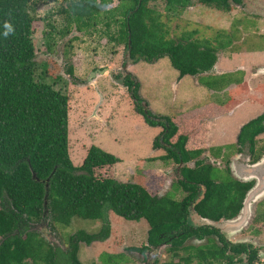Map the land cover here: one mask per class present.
Wrapping results in <instances>:
<instances>
[{"label": "trees", "instance_id": "obj_1", "mask_svg": "<svg viewBox=\"0 0 264 264\" xmlns=\"http://www.w3.org/2000/svg\"><path fill=\"white\" fill-rule=\"evenodd\" d=\"M63 1L55 12L62 16L65 26L60 30L61 37L71 29L86 35L99 32L109 43L123 46L126 53L130 42L128 58L132 65L141 61L153 64L167 57L180 78L195 77L213 69L217 54L238 52V37L233 30H218L212 39L198 37V30L184 31L173 39L167 22L179 19L188 7L203 6L229 14L242 0H116L114 6V0ZM37 2L0 0V264H80L79 243L91 245L108 239V211L128 222L144 221L149 244L159 243L160 235L177 236L173 248L182 247L185 254L152 264H207L209 260L208 264H226V257L216 249L183 245L192 237L202 238L200 234L210 232L207 227L193 228L189 222L192 210L200 212L202 208L201 214L209 216L225 204L226 184L215 183L217 171L199 160L207 151L205 118L217 114L207 109L214 106L174 118L155 116L150 111L144 114L142 105L135 107L148 125L163 128L153 142L154 150L166 153L158 158L160 161H194V168H180L181 180L185 181L174 185L175 191L183 194L179 200L172 195L151 194L137 183L97 177L96 171L113 168L120 160L96 146L87 150L82 165L75 168L68 154L69 97L36 80L32 25ZM6 22L13 28L7 37L3 34ZM65 73L73 76L71 68L66 67ZM45 74L43 70L40 78ZM242 77L240 71L237 75L202 78L201 82L214 90L230 83L240 85ZM112 79L120 81L132 99L141 100L133 73L114 74ZM263 120L264 114L248 122L240 140L262 133ZM198 185L205 193L201 200H196ZM242 193L230 192L235 212L239 208L237 197ZM74 218L101 221L103 228L97 234L78 232L69 240L70 250L65 253L31 229L44 220L52 229L67 228ZM145 248L137 251L142 253ZM119 258L104 255L101 259L107 260L104 264H116ZM229 264H236L233 257Z\"/></svg>", "mask_w": 264, "mask_h": 264}, {"label": "rangeland", "instance_id": "obj_2", "mask_svg": "<svg viewBox=\"0 0 264 264\" xmlns=\"http://www.w3.org/2000/svg\"><path fill=\"white\" fill-rule=\"evenodd\" d=\"M59 4L40 0L35 6L32 25L34 62L38 65L36 80L51 85L54 90L69 97L68 154L75 168L82 165L87 150L96 146L120 160L113 168L96 171L97 177H113L122 184L137 183L157 196L172 195L177 200L182 197L180 191H175L174 180L165 177L166 170L174 172L176 165L160 161L158 158L163 151L153 149V142L161 134L162 128L151 127L144 121L136 111L129 91L120 81L112 79L114 74L122 76L127 71L134 74L139 83L138 95L155 116L170 118L190 110L189 113H192L207 103L217 105L223 102L228 114L223 121L217 122L213 134L215 137L225 135V140L227 136L229 143L234 142L236 132L242 125L264 112V77L252 75L256 66L264 65L263 19L245 14L236 7L231 13L224 14L196 6L188 7L179 19L167 22L169 35L173 39H177L184 31L198 30V37L203 39H212L218 30L235 31L238 53H219L218 64L223 59L231 63V66L226 65L228 69L244 68V78L249 83L243 79L246 86L231 85L226 91L216 93L199 86L203 76L186 75L179 80L178 72L167 57L153 64L141 61L132 65L126 58L124 47L109 43L106 38L100 37L99 32L86 35L71 29L72 32L65 37L59 38L56 34L51 37L48 32L53 26H46L47 22L43 18ZM116 4L114 0L112 6ZM53 21L56 27L63 26L59 19ZM101 28L98 26V29ZM125 63L129 66L127 70L123 69ZM66 67L72 69V77L80 82H85L90 73L97 69L110 68L112 72L98 76L95 87L92 84L82 87L64 76ZM43 70L47 74L40 78ZM100 94L103 100L99 104ZM239 105L240 108L236 109ZM232 111L234 114L230 115ZM210 146L215 148L214 143ZM189 163L193 166L194 161ZM217 173L221 177L226 171L217 169ZM106 217L110 230L108 239L91 245L79 243L77 257L80 264H104L107 261L103 259L102 262L104 255H120L117 261L113 259L116 264H144L137 249L146 244V223L125 221L111 211L107 212ZM247 222L244 215L241 224L247 225ZM102 225L101 221L74 218L67 228L57 226L52 229L50 222L44 220L33 224L31 229H37L38 234L41 232L48 239V244L59 247L65 253L70 250L69 240L72 236L78 232L97 234L103 228ZM239 237L235 239L239 240ZM260 239L264 243V229ZM162 255L158 260L160 263L172 258Z\"/></svg>", "mask_w": 264, "mask_h": 264}, {"label": "flooded vegetation", "instance_id": "obj_3", "mask_svg": "<svg viewBox=\"0 0 264 264\" xmlns=\"http://www.w3.org/2000/svg\"><path fill=\"white\" fill-rule=\"evenodd\" d=\"M50 2L60 3L57 7L59 8L64 1L51 0ZM236 8L245 14L260 16L264 20V0H242L241 5L236 6ZM56 9L48 13V18L44 17L43 19L47 22L46 26H53L48 34L51 35V37L56 34L59 38H62L60 30L65 26L63 25L62 16L55 13ZM50 14H52V16H50ZM55 18L59 19V23L63 26L56 27V22L53 21ZM71 32L72 30L66 35H69ZM48 34L45 33V35ZM142 102V100L133 99L135 107L141 106ZM263 114L264 112L261 115ZM142 117L144 118L143 115ZM245 125L237 131L234 142L229 143L228 139H226L225 145L215 147V149L218 150L217 155L213 156L210 153H203L199 158V160L206 165H210L216 171L217 169H224L226 171L225 175L222 173V176L219 177L217 173L215 178H213L215 183L226 184V196L223 200L225 204L211 211L209 216L201 214L204 212L202 208H200V212L192 210L189 222L193 228L207 227L210 232L200 234L199 236H202V238L192 237L183 244L184 246H193L195 248L216 249L219 255H224L226 257V264H229L231 257H233L234 263L236 264H264V243L260 239L264 229V121L262 122V133L255 135L253 138L240 140L239 136ZM165 154L166 153L163 151L161 156ZM178 164H175L177 168ZM191 165L190 163L185 164L186 167L194 168V164L193 166ZM177 168L174 172H171L172 170H170V172L166 170L165 172V177L167 176L169 179L174 180L175 183H173V185L178 183L182 177L181 169L178 171ZM231 191L243 192L237 197L239 208L236 212L235 208L230 204ZM211 195L214 196L217 194ZM204 197V190L198 185L196 200L204 199ZM243 214L248 219V222L247 225H242V229L238 234L240 236L238 238L239 240L235 239L238 235L234 237H231V235L235 230H239L240 228L236 227V229L226 226L222 232L220 228L215 226L235 220ZM192 216H194V218H192ZM205 220L214 223V226L201 225L199 223V221ZM39 234L44 238L41 232ZM242 234L245 236H242ZM176 237L177 236L164 237V235H160V242L157 244H149L146 240V244L138 248L140 250L146 247L142 253L140 252L143 263L147 264V262L150 261V264H152L154 261H158L162 254L172 258L178 255L179 257L183 256L185 253L182 252V247H179L177 250L173 248V238ZM44 240L48 241L47 238H44ZM233 247H239V249L242 250L237 252V249H233ZM210 261L211 260H209V262ZM194 263L197 264V261ZM212 264L215 263L212 261Z\"/></svg>", "mask_w": 264, "mask_h": 264}, {"label": "crops", "instance_id": "obj_4", "mask_svg": "<svg viewBox=\"0 0 264 264\" xmlns=\"http://www.w3.org/2000/svg\"><path fill=\"white\" fill-rule=\"evenodd\" d=\"M253 16L262 20V18L260 16H257V15H253ZM222 61H223V59L218 64V54H217V61H216V64L214 65L213 69L211 71L206 72V73H203V74H201L199 76H203L204 78H208V77H217V76H221V75H225V74H234V75H237L240 71H242L243 72V77H242V83L240 84L241 87L246 86L245 83H244V81H243V79H245L246 83H249L248 82V79L247 78H244V76H245V73H244L245 72V69L244 68L239 67V68H237V70H231L230 68L229 69L226 68V65L231 66V63H229L230 61L229 62H226V61H223L222 62ZM217 64L219 65L218 70L216 69L217 68ZM263 66L264 65L256 66V68L254 70V73H252V75L253 76H257V77H261L262 75H255V73H256V70L258 68L263 67ZM262 77H264V76H262ZM180 79H182V78H179V80ZM199 84H198L199 86H203L206 89H208L209 91L216 92V93L217 92L220 93V92L226 91V88H228L231 85H234L236 87L240 86V85H237L236 83H230L228 86H224V87H222L220 89H214L213 90V89L208 88L206 85H204V83H202L201 80L199 81ZM218 102H220V101H218ZM224 102H226V101H224ZM209 105L214 106V108H212V107L211 108H208L207 111H211L213 113H214V111H216L217 114L216 115H211V116L205 118V122L208 124V132L206 134V147H207V151L204 152V153H210L211 155H213L212 153L215 152V151H217V149L212 148V146H210V145H213V143H214V145L216 147V146H220V145H225L226 144L225 135L219 134L217 137H215V134H213V133H214L215 129L217 128V124H218L217 122L219 120L223 121L226 118V114H228V111L226 110L225 104L223 102H220V104H217V105H214V104H211V103H207V104H205L203 106H199L198 108H200V109L201 108H205V107H207ZM238 108H240V105L237 106L236 109H238ZM190 111H186V112L179 113L176 116L182 115V114H185V113H189ZM232 114H234V111L230 112V115H232ZM260 115L254 117V118H252L250 120H253V119L257 118ZM176 116H174V117H176ZM224 116H225V118H224ZM174 117H170V118H174ZM219 130H222V129H219ZM226 133H227V130H226ZM226 139H227V136H226ZM211 150H214V151L211 153ZM213 156H215V155H213Z\"/></svg>", "mask_w": 264, "mask_h": 264}, {"label": "water", "instance_id": "obj_5", "mask_svg": "<svg viewBox=\"0 0 264 264\" xmlns=\"http://www.w3.org/2000/svg\"><path fill=\"white\" fill-rule=\"evenodd\" d=\"M129 53H130V42L128 43V52H127V56H126V58L129 57ZM128 67H129V66H128L127 64H125L124 67H123V69H124V70H127ZM64 72H65V71H64ZM64 72H63L64 76H65L68 80H70L72 83H76V84H78L79 86H82V87H85V86L87 87V86H89L90 84H92V85L95 87V86H96V78H97L98 76H102V75H104V74L109 75V74L112 72V70H111L110 68L99 69V70L97 69V70H95V71H93V72L90 73V76L88 77V79H87L85 82H80V81H78L77 79L73 78V77L70 76V75H67V74L64 73ZM255 75H262V76H264V66L258 68V69L256 70ZM99 96H100V101H99V104H100V103L102 102L103 99H102V95H101V94H100ZM99 104H98V105H99ZM98 105H97V107H98ZM142 108H143L144 114H148V112H149V106H148L145 102H142ZM183 166H185V164L180 163L179 166H178V171H180V168H182ZM33 177H35V175H33ZM161 196H162V195H159V197H161ZM243 217H244V214H243L242 216L236 218L235 220H231V221H229V222H227V223H225V224L215 225V226H216L217 228H220V230H222V232H223V230L226 228V226H230V227H232V228H236V227L240 228L239 230H235V231L232 233L231 237H233V236L237 235L238 233H240V231H241V229H242V225H243V224H241ZM192 218H194V216H192ZM199 223H200L201 225H210V226H214V223L209 222V221H206V220H205V221H199ZM236 229H237V228H236Z\"/></svg>", "mask_w": 264, "mask_h": 264}, {"label": "clouds", "instance_id": "obj_6", "mask_svg": "<svg viewBox=\"0 0 264 264\" xmlns=\"http://www.w3.org/2000/svg\"><path fill=\"white\" fill-rule=\"evenodd\" d=\"M4 28H5V32L3 34L5 37H7L10 33L13 32V28H12L11 24H9L7 22L4 24Z\"/></svg>", "mask_w": 264, "mask_h": 264}]
</instances>
